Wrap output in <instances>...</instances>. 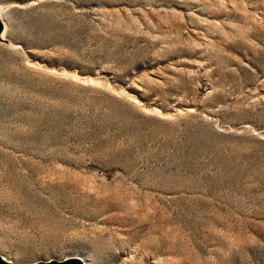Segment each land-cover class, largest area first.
Listing matches in <instances>:
<instances>
[{"label": "rangeland", "instance_id": "1", "mask_svg": "<svg viewBox=\"0 0 264 264\" xmlns=\"http://www.w3.org/2000/svg\"><path fill=\"white\" fill-rule=\"evenodd\" d=\"M0 257L264 264V0H0Z\"/></svg>", "mask_w": 264, "mask_h": 264}, {"label": "bare ground", "instance_id": "2", "mask_svg": "<svg viewBox=\"0 0 264 264\" xmlns=\"http://www.w3.org/2000/svg\"><path fill=\"white\" fill-rule=\"evenodd\" d=\"M7 28H8V21L6 19V13L4 11V8L0 6V38H2V40L6 35Z\"/></svg>", "mask_w": 264, "mask_h": 264}, {"label": "water", "instance_id": "3", "mask_svg": "<svg viewBox=\"0 0 264 264\" xmlns=\"http://www.w3.org/2000/svg\"><path fill=\"white\" fill-rule=\"evenodd\" d=\"M0 264H11V263H7L5 261H3L0 257ZM38 264H84V262H82L80 259L78 258H71L67 261H51V262H41Z\"/></svg>", "mask_w": 264, "mask_h": 264}]
</instances>
